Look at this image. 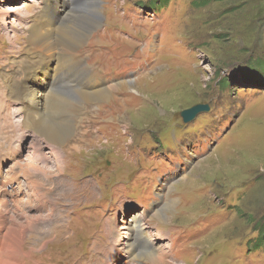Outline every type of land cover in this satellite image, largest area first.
Listing matches in <instances>:
<instances>
[{
  "label": "rangeland",
  "instance_id": "obj_1",
  "mask_svg": "<svg viewBox=\"0 0 264 264\" xmlns=\"http://www.w3.org/2000/svg\"><path fill=\"white\" fill-rule=\"evenodd\" d=\"M56 1L73 17L67 25L85 30L83 44L66 52L82 75L68 74L56 89L73 133L58 147L36 138L22 105L0 89V178L24 184L39 173L55 209L28 232L23 263L134 264L145 252L147 264H264V242L245 250L258 237L256 224L264 230V87L243 73L264 58V0H171L160 14L141 9L148 0ZM44 4L0 0L3 76L20 81L40 59L28 32ZM92 79L101 85L90 88ZM46 104L37 107L48 117ZM196 105L210 110L185 125L180 113ZM18 157L42 171L28 170L29 179L10 170ZM36 201L23 202L22 211L31 214L25 207ZM122 220V236L127 220L141 230L116 247ZM50 224L64 228L44 238Z\"/></svg>",
  "mask_w": 264,
  "mask_h": 264
},
{
  "label": "bare ground",
  "instance_id": "obj_2",
  "mask_svg": "<svg viewBox=\"0 0 264 264\" xmlns=\"http://www.w3.org/2000/svg\"><path fill=\"white\" fill-rule=\"evenodd\" d=\"M86 7L90 8V6L88 5H86ZM57 8H58V2L56 0H45L44 7L40 10V12L38 11L39 13L38 12L34 13L33 17L31 18V24H30L31 30L28 32L30 36V38L28 39V43L35 44L38 50L40 49L41 51H43V56L40 57L38 61L35 62L32 61L33 63L27 64L24 67L23 71L25 74V81L23 83H15L12 80V76L14 74L11 75L10 77L7 76L8 77L7 79H5L2 74H0V77L5 79L4 82L6 84V88L10 92V94L12 96H15L14 97L15 100L21 101L22 104L24 105L25 110L28 111V114L25 115L24 117V123H23L24 126L28 130L32 131L36 137L48 141L50 144H52L53 147L56 146L58 147L63 141H65L67 139L66 135L69 132L72 131L73 133L72 118L74 117L70 113L71 111H69L68 109L69 108L68 102L66 100L62 101L59 98L60 100L57 102L56 89H58L57 85L59 84L61 79L63 78L66 79L68 74L73 73L72 81L78 79L79 75H82L81 73H79V75L76 74L78 71L75 70V65L73 63L74 60L73 58L68 56L66 52H70L75 48H77L78 45L83 44L81 42L85 35V30H83L81 27H76L78 29H72L75 27H72L71 25H67L68 21L69 22L72 21L73 17L69 16L70 14L69 15L64 14V12L60 11ZM6 9L7 11H12L13 13H14L13 10L16 11L15 5H9ZM91 9L92 8H90V11ZM87 13L88 11L84 10V14ZM7 18L8 16L5 17L4 21H6ZM0 23H2L1 18H0ZM82 26L87 27L86 24H82ZM9 40L13 41L11 39ZM56 59H57L56 65L52 67L50 64L52 62L55 63ZM29 70H32L37 74L35 75L29 74L28 73ZM44 83L48 86L45 87L43 90H41L42 86H44ZM90 88L95 89L96 86L93 87L90 86ZM161 98L164 99V96ZM42 102H44V104L47 103L46 104L47 108L46 107L44 108L49 110L50 115L48 117L45 116L44 114L45 112L44 113L41 112L37 107V105L42 106ZM164 102L165 103L169 102V100L167 101L165 99ZM59 106L64 108L63 110H65V112L67 113L66 116H68L69 121H67L65 115L62 112H58ZM79 107H82L81 104L79 105ZM35 126H38V132ZM21 160H22L21 157H18L16 163L11 164L9 169L10 170L12 168L13 170L18 169L22 174H24L29 179H30V173L28 170L33 169L36 172L42 171V169L39 166H34L33 165L34 163L33 164L31 162L26 163V161L21 162ZM19 167L22 169L20 170ZM57 170L60 171L58 167L56 171ZM35 176H37V179L34 178L32 180H28L24 184H22L18 180V177L16 176H11L10 178L7 177L5 178L3 177L2 179L0 178V264H24L23 263L24 259H26V257H28V254L30 253V251L24 252L22 250V245L25 238L28 235V232H32V231L35 232L34 230L37 229V227H42L43 223L45 221H48L52 217L53 212L55 210L51 205V201L49 199L50 197L48 193L45 192L43 189L41 190L39 188L40 183L42 182L39 173L36 174ZM47 179L48 178L45 176L43 178V181ZM61 191H62V187H61ZM33 197H35L37 201L34 202L31 208H28L27 206L25 207L27 211H30L27 213H31V214H26V212H23L21 209L23 202H29ZM32 208L35 210L34 211L30 210ZM32 211L34 214L32 213ZM42 213L43 214L45 213V215H40ZM140 215L139 214L134 215L133 218L139 217ZM125 220L121 221L120 228L117 229L118 232H116L117 233L116 239L114 240L116 247L120 246L122 240L127 239L130 236V234L134 232V229H136L137 231L141 230V225H136V223L138 222L133 223L136 226L132 227V225H128V220H127L126 225L130 228L127 231H125L124 235L122 236L120 230H124L122 226ZM55 225L56 224H50L49 230L44 231L41 235L44 236V238L51 237L52 233L62 230L64 228L60 224L58 226V230L53 231V227ZM126 245L129 246L130 244H126ZM164 253L158 252V254L157 253L156 254L158 255V257H164L165 256ZM145 255H146L145 252H142L139 255L135 254V256L132 257L135 259L132 261L135 262L134 264H138L136 262H140V261H143V264H147L144 261L146 258ZM150 260L157 261L155 257ZM132 261L130 262L133 263Z\"/></svg>",
  "mask_w": 264,
  "mask_h": 264
},
{
  "label": "trees",
  "instance_id": "obj_3",
  "mask_svg": "<svg viewBox=\"0 0 264 264\" xmlns=\"http://www.w3.org/2000/svg\"><path fill=\"white\" fill-rule=\"evenodd\" d=\"M170 1L171 0H148L147 7L153 10L157 8L158 6H160L161 4H163L164 6H161V7L164 8L170 3ZM206 1H207L206 3H209L212 0H206ZM155 4L157 5L155 6ZM243 73H246V75H248L247 79H250V81H252L253 86L257 87V84H258V87H264V58L251 60L248 63L247 69ZM225 82H227V80ZM225 82L223 83L225 84ZM256 229H257L258 237L253 243L254 246L253 247L251 246V249L259 248L261 246L260 244L264 242V230H262L259 226L257 227V224H256ZM248 249L249 247H246V252H249Z\"/></svg>",
  "mask_w": 264,
  "mask_h": 264
},
{
  "label": "water",
  "instance_id": "obj_4",
  "mask_svg": "<svg viewBox=\"0 0 264 264\" xmlns=\"http://www.w3.org/2000/svg\"><path fill=\"white\" fill-rule=\"evenodd\" d=\"M209 110L208 106H203V105H197L194 106L190 109L184 110L180 113V117L182 119V122L184 124H189L191 123L194 118L201 114V113H206Z\"/></svg>",
  "mask_w": 264,
  "mask_h": 264
}]
</instances>
